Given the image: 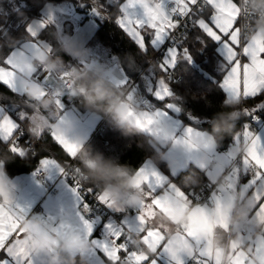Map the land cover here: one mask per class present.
Masks as SVG:
<instances>
[{"label":"snow or ice","instance_id":"6c2138e0","mask_svg":"<svg viewBox=\"0 0 264 264\" xmlns=\"http://www.w3.org/2000/svg\"><path fill=\"white\" fill-rule=\"evenodd\" d=\"M93 2L98 12L103 11L99 0ZM169 3L170 9L165 10L163 0H125L116 19L117 25L141 52L147 53L148 45L154 50L158 47L163 50L162 58L154 65L164 73L159 78L156 99H174L169 87L170 73L178 64V56L184 62H190L186 41L193 29L220 45L226 62L220 87L227 93L228 101H236L238 105L264 97V40L249 38L248 28L255 16L242 6V0H169ZM137 7L142 10L140 17L129 11ZM178 30L181 34L174 35ZM27 32L35 40L37 34L32 27H28ZM203 36L195 35L191 39L203 44ZM23 48L30 54L42 47L36 43L26 44L9 52L0 63V86L6 87L20 100L23 99V89L15 79L18 70L15 58L24 56L30 59ZM19 70L23 71L22 68ZM40 72L44 73V70L38 69L33 78L47 90L52 76L45 73L41 80L38 78ZM67 75V72L61 73L60 78ZM128 98L134 99L130 93ZM56 104L58 113L62 110L60 98ZM13 107L10 104L5 109L0 105V109L6 111ZM135 107L139 110L136 122L143 129L142 133L161 144L170 142L173 147L182 148L190 161L188 166L180 171L173 167L170 176H165L150 163L136 169V187L142 194V202L135 207L136 225L130 227L123 222L121 227H115L107 224V235L103 240L90 239L93 226L85 219L92 208L88 197H94L97 205L116 212L124 211V208L95 186L84 188L81 181L74 179L76 183L72 191L79 199L80 209L77 212L79 222L75 224L54 223L50 218L45 220L39 216L29 218L28 210L15 204L12 197L2 201L0 264H40V255L33 252L30 238L23 231L26 219H42L49 233L57 239H68L72 233H80L89 240L91 251L103 255L105 264H158L162 255L169 258L170 264H188L189 261L191 264H223L225 259L228 264H264V139L246 124L221 153L208 133L189 127L181 138H176L172 130L171 134L160 131V126L166 124L167 110L175 107L173 103L165 104L164 110H142L136 103ZM18 111L19 120L0 111V144L7 146V153L24 156L34 149L31 138L21 145L24 130L19 121L35 119L37 115L47 119V116L37 110ZM261 111H264V100L252 108L242 109L243 114L252 118ZM56 123L49 121V126L38 129L35 137L42 139L47 129L65 153L77 160L78 145L68 139L67 134L56 133L52 127ZM58 124L63 125L64 120H59ZM7 153L0 155L7 156ZM2 166L0 160V176L4 174ZM41 167H57L62 174L70 175L55 159L43 158ZM193 168L204 180L199 191L196 189L200 183L198 177L187 190L175 182L181 175L187 176ZM75 170L79 171V168L75 167ZM236 208L245 218L233 223L235 211L229 209ZM177 211L192 214L191 226L177 225L171 220L170 214ZM221 232L227 234L225 245L215 243ZM129 237L138 239L141 247L133 248Z\"/></svg>","mask_w":264,"mask_h":264},{"label":"trees","instance_id":"16d2710c","mask_svg":"<svg viewBox=\"0 0 264 264\" xmlns=\"http://www.w3.org/2000/svg\"><path fill=\"white\" fill-rule=\"evenodd\" d=\"M48 1L59 2L63 0H0V63L9 52L24 40L33 39L27 32L28 24L43 15V7ZM101 5H103L106 14L114 20L120 14V3L102 1ZM96 19V31L88 41L90 52L93 55L98 53L106 56L110 62H117L130 80L134 81L135 88L143 93L145 92L143 89L145 76H155L156 79L164 76L158 67H154L157 62L153 60L150 63L148 59L149 57H157L159 55L158 50L150 48L147 53H143L122 29L108 18L100 15ZM195 35L203 36V33L196 29L190 32L186 44L191 60L184 62L179 57L175 72L181 77L177 80L170 79L169 87L173 92L174 99L170 98L169 101L178 105L180 118L184 123H190L209 132L213 131L214 125L228 129L222 141H220L219 136L216 138L218 148L223 149L231 144L232 138L245 124H252L255 130L262 124L264 111L256 113L255 120H252V117L242 113V109L254 107L261 100H264V97L251 99L238 105L236 101H228L224 90L220 87V81L225 71L216 50V43L206 36H203L205 41L203 44L194 42L191 37ZM37 38L47 40L51 46L48 57L42 65L53 62L60 70L73 67L83 68L79 62L80 57L69 51L55 24L42 28L35 39ZM19 39L22 40L18 41ZM86 59L89 61L94 59L97 66L103 60L99 57L94 58L90 54L86 56ZM79 81L82 92L78 95L79 98L75 105L80 109H95L102 119L117 101L118 91L108 81L90 71L84 73ZM0 101L6 107L10 104L14 106L10 113L16 118L19 117L16 111L18 110V101L23 102L19 106L22 110L32 112L38 109L30 95L23 94V99L20 100L18 96L4 86H0ZM162 103H166V101ZM31 105H34L35 109ZM20 123L25 125L28 130L37 124L33 119L23 120ZM36 135V133H29L22 137L21 145H24L31 138L34 147V152L30 151L24 156L7 153V146L0 144V154L7 153V156H1L9 175L29 171L36 166L42 154L50 153L64 162L71 159L62 147L54 141L50 131L45 129L42 139L39 140L35 137ZM87 160H91L93 164ZM147 160H152L158 167L168 171L166 163L161 158V152L156 149L151 138L125 121L111 120L93 135L77 157L76 162L79 169L88 174L89 177L98 175L96 168L99 167L118 173L107 182L108 184L124 182L129 184V177ZM197 177L200 183L196 187H199L204 180L195 168L187 176L181 175L176 182L187 190L190 184L196 183ZM89 184L101 191L105 188L103 183L95 182L92 179H90ZM67 264L90 263L78 254L72 256Z\"/></svg>","mask_w":264,"mask_h":264},{"label":"crops","instance_id":"0c3cea01","mask_svg":"<svg viewBox=\"0 0 264 264\" xmlns=\"http://www.w3.org/2000/svg\"><path fill=\"white\" fill-rule=\"evenodd\" d=\"M124 3H125V0H121L119 7L121 8L124 5ZM163 4L165 7V10H168L169 4H170L169 0H163ZM129 11L130 13L136 15L137 17L142 16V10L139 7L135 9H131ZM84 20L86 19H82V21ZM31 22L28 24V27H31ZM65 27L67 28V32H70V33L72 32L73 28L69 23H67ZM40 30L36 29L34 31L38 35L40 33ZM94 33L92 34V36L94 35ZM59 35L61 37L60 32H59ZM145 35H146V40H147L148 39L147 34L145 33ZM67 36L68 34L66 35V37ZM127 37L129 38L128 35ZM253 37L264 40V35H262L260 31H258V28L255 34L251 38ZM88 41H87V47L82 53H78L76 51H74L75 52L74 53L66 45V43L64 41L63 42L73 55L80 57L79 62L82 66H83V62H89V60L86 59V56H88L89 54L94 56V58L99 57L103 59L102 62L99 63V66H98V67H102L100 65L104 64L103 69H106L110 65L116 63V62H110V60L106 58V56H103L101 54L97 53L96 55H93V53L90 52ZM214 42L216 43V50L220 56L221 63L223 67L225 68L226 62L224 60L223 55L220 52V45L216 41ZM32 43H36L42 48H36L30 54L28 53V49L23 48V52L27 55H30V59H25L24 56H18L15 58L17 69H18L15 79L19 83V86L23 89V94L30 95L33 98L35 103H38V102L48 103L50 106L47 109H43L36 105L38 107L37 109L38 113L48 114L50 119L44 120L43 116L37 115V117L33 119L37 122V124H35L32 128L39 127L43 129L49 126V121L57 122L56 124L52 125L55 132L58 134L60 133L67 134L68 139H70L71 141H75L76 144L78 145V147L76 148V155L78 153L80 155L84 147L91 140L93 135L98 131V126L100 124V121L102 120L101 116L95 109H80L76 105L67 106L63 101H61L62 110L59 113L55 112V110H57V105H55L54 102H56L57 100L50 98V96L47 94V90L41 84L37 83L36 80L33 78L37 70L41 69V67L43 66L42 64L46 61L48 57L49 48L51 47L49 42H47V40L40 39V38H37L35 40L27 39V40H24L15 49L21 48L22 46L26 44H32ZM150 48L151 46L148 45V49ZM159 49L161 48L158 47L155 50H159ZM91 61L95 62L94 59H92ZM20 68H22L23 71H20L19 70ZM224 75H225V72L222 76L220 83L222 82ZM140 85L139 87H141ZM158 85H159V79H156L155 76L152 77L150 75L149 76L147 75L143 79V89L145 91L144 93H146L147 95L149 94V96L152 98L153 102L155 103L154 107L146 108L147 110H164L165 104L167 103H173L175 105L173 109L167 110L168 115L165 121L166 124H163L160 126V131L163 134H171V130H172L173 135L176 138H181L184 135V130L189 127L193 128L196 131H200V132H204L208 134L211 133L205 129L196 127L190 123H184L183 120L180 118V108L174 102L167 100L166 103H162L164 101L156 99L155 91L157 90ZM225 94L227 96V93ZM172 95H173V92H172ZM133 102L134 101L131 100L130 102L119 103L115 108V112L122 122L125 121L129 123L130 125L140 129L143 132V129L137 126L136 121H137V116L139 114V110L138 108L135 107V104ZM32 108L35 109V106L33 105ZM141 109L143 110L145 108H141ZM0 111H3L4 114L6 115H10L14 119H17L14 115H12V113H10V111H6L5 109H0ZM50 113H53V116H50ZM61 119L64 120L63 125L58 124L59 120ZM247 125L251 127L252 131L256 135L264 139V122H262V124L256 130L253 129L252 124L248 123ZM243 127L240 129V131L243 129ZM210 136L213 138V135H210ZM151 140L154 146L156 147V149L161 152V158L166 163L168 167V171L166 172L165 170L158 167L152 160H147L142 165H144L145 163H150L151 165H154L165 176H170L173 167H175L177 171H180L182 168H186L188 164L190 163L187 155L183 152L182 148L173 147V145L170 142L161 144L159 140L155 141L152 138ZM214 142L217 145V150L223 153L225 148L219 149L216 139H214ZM46 155H48V157L51 159H55L58 163L63 165L64 161H61L58 157L53 156L50 153ZM0 160L3 161L2 170L4 173L2 176H0V203L12 197L15 204H18L20 207L26 208L28 210L29 218L33 216H39V217L46 216L47 220L50 218L51 221L54 223L65 221L68 223L75 224L79 222L78 217H77V212L80 210L79 209V199L77 195L72 191V189L75 186H73V184L70 183L69 181L62 179L60 177L61 171L59 168L49 167L47 169H44L41 167L42 161L38 159L36 166L30 169L29 171H24L21 173H17L15 175H9L5 167V162L1 155H0ZM89 163H92V161L90 160ZM40 169L45 171V179H46L45 181H42L41 179H38L34 176L35 171L40 170ZM220 182L222 185L223 181H220ZM137 183H138V179L133 173V175L129 177L130 191L122 194L123 199L130 200L129 205L124 204L122 201H116V200L111 199L109 192L106 191L105 188L102 190V192H104L108 198L113 200L118 206L124 208V211L116 212L114 210L108 209L110 215L108 217L107 216L101 217L98 223L92 222L86 215L85 219L88 222H90L93 226L92 236L90 239H100V240L105 239L107 235L105 225L112 224L115 227H117L118 219L122 223L127 222V224L130 227H135L136 225L135 207L138 206L142 202V194L136 187ZM54 184H56V186L59 188V193L55 196H52L48 194V190L50 186ZM108 185L115 186L117 184L111 183ZM5 188H8L9 191L6 192ZM241 196H243V194H241ZM229 211H235L236 219L235 221H233V223L244 220L245 217L238 210V208L229 209ZM170 218L177 225L187 224L191 226L192 222L194 221V217L192 216L191 213L186 214L184 212H179V211L171 213ZM162 219H167V218H162ZM26 220L32 221V222H39L41 224V229L37 232H31L29 226H26L24 223ZM26 220L23 222V231L30 238V244H31L32 250H33V247L36 241L43 239L47 243L46 252H36V254L40 255L39 257L40 264H49L51 257L59 254L57 250V246L63 245V243L68 242V241H74L76 240L77 237L80 238L81 243L90 244L89 240L85 239L78 232L72 233L68 239H57L54 235H51L49 233L47 227L45 226V223L40 221V219H37V220L26 219ZM98 230H101L100 233ZM129 240L133 248L139 249L141 247V242L135 237H129ZM215 243L225 245L227 243V234L221 232L217 240L215 241ZM90 248H91V244L86 252L73 251L70 253L71 257L79 254L83 256L90 264H105L103 255L99 252L91 251ZM148 254L149 255L151 254L150 251L148 252ZM158 264H170L169 258L166 255H162L161 259L158 261ZM223 264H228V260L225 259L223 261Z\"/></svg>","mask_w":264,"mask_h":264},{"label":"built area","instance_id":"2783aa9c","mask_svg":"<svg viewBox=\"0 0 264 264\" xmlns=\"http://www.w3.org/2000/svg\"><path fill=\"white\" fill-rule=\"evenodd\" d=\"M102 1H105L108 3H112V2L120 3L121 0H99L100 5ZM86 3H87V6H86V11H85V16L83 17V19H88V18L94 19L97 16L102 15L108 18L117 27H119L116 23L117 18L114 20L110 16H108V14H106L104 10L101 12H98L97 9L94 8L93 0H86ZM242 6H246L248 8V11L251 14H254L255 16V19L252 20L248 28V36L249 38H251L255 34L258 28V25L261 22H264V7H261L260 0H242ZM170 7H171V4H169V9ZM180 34H181V30H178L176 33H174V35H177V36H179ZM167 46L168 45H165L164 47H167ZM158 53L159 55L157 57L154 56V57L148 58L150 63L153 60H155V62L157 63L160 61V59L163 56V50L159 49ZM178 62H179V56H178ZM41 69L44 70V73L40 72L39 77H38L39 79L43 80L45 73L51 74L52 76V79H50L48 82L50 88L47 89V93L49 94L50 98L54 100H57L58 98H60V100L63 101L67 106L75 105L77 99L79 98L78 95L82 92V87L80 86V81H79L80 77L88 71L108 81L118 91L119 97L117 101L115 102V104H113V106L110 108L108 113L100 121L98 130L102 128L103 126H105L108 121L120 120V118L115 112V108L121 102H130L131 100H133L134 101L133 103L134 104L136 103V105L140 108H152L155 106V103L153 102L152 98L146 93H143L142 91L137 90L135 88L134 81L130 80V78L126 75L124 70L117 64H112L106 69H103L101 72L99 71V68L94 61L83 62V68L81 69L77 67H73L67 70H60L58 66L54 64L53 62L44 64L41 67ZM64 72H67L68 75L64 79H61L60 74ZM170 75H171L172 80H177V79H180L181 77L179 74L175 72V68L173 69L172 73H170ZM129 93L132 94L134 99L128 98ZM252 120H255V118H252ZM21 126L23 127V130H24V136L29 133L37 134V130L41 129L39 127H36V128H31L30 130H28V128L25 125L21 124ZM22 137L20 139V143H21ZM32 148L34 149L33 146ZM78 156H79V153L76 155V157ZM62 166L70 173V175H65L61 173L60 177L62 179L69 181L70 183L73 184V186H75V183H76L75 180H79L83 184L84 188L91 187L89 184V181H90L89 175L82 172L80 169L79 171L75 170V167H78L76 160H73L71 158L70 160L64 162ZM34 176L38 179H41L42 181L46 180L45 171L42 169L35 171ZM221 181H223V178H221ZM201 186L196 187L197 191L200 190ZM58 193H59V188L56 186V184L50 186L48 190L49 195L55 196ZM205 195H207V192H205ZM88 201L92 205V208L90 212L87 214V216L92 222L98 223L101 217H104V216L108 217L110 215L109 210L107 208H105L102 205L96 204L94 197L89 196ZM40 217L47 220L46 216H40ZM40 221L44 222L42 219H40ZM121 226H122V222L118 219L117 227H121ZM98 231L100 233L101 230H98ZM189 264H191L190 261H189Z\"/></svg>","mask_w":264,"mask_h":264},{"label":"rangeland","instance_id":"374dc122","mask_svg":"<svg viewBox=\"0 0 264 264\" xmlns=\"http://www.w3.org/2000/svg\"><path fill=\"white\" fill-rule=\"evenodd\" d=\"M86 6H87L86 0L84 1L63 0L59 2L48 1L43 7L42 10L43 15L38 19L32 20L31 27L33 30L36 29L40 30L41 28H44L47 25L55 24L59 32L61 33L62 40L66 43V45L73 52L76 51L78 53H82L87 47L88 39L92 36V34L97 28L96 18L98 17L97 16L94 19L88 18L82 21L83 17L85 16ZM67 23H69L73 28L71 33L67 32V28L65 27ZM67 34L68 36L66 37ZM114 64L118 65L117 62ZM103 65L104 64H101L100 66L102 67H99L100 72L103 70ZM0 104L4 105L1 101ZM21 104H23L22 101L17 102L18 110H22V108H19ZM54 104L57 105L56 102H54ZM36 105L43 109H47L50 107L48 103L38 102L36 103ZM18 110L16 111L19 114ZM55 112H57V110H55ZM45 115L47 116V119H44V117L43 119L49 120L50 119L49 115L48 114ZM50 116H53V113H50ZM17 120H19V117L17 118ZM43 158H49V157L46 154L40 155L39 159L41 161Z\"/></svg>","mask_w":264,"mask_h":264},{"label":"clouds","instance_id":"9594fccd","mask_svg":"<svg viewBox=\"0 0 264 264\" xmlns=\"http://www.w3.org/2000/svg\"><path fill=\"white\" fill-rule=\"evenodd\" d=\"M261 7H264V0H260ZM258 31L264 35V22H261L258 25ZM238 118V117H237ZM163 127V126H162ZM234 127V124H233ZM167 130V129H165ZM228 132V129H225L219 125L213 126V131L209 133L213 135V138L216 139L219 136L220 141L225 138V133ZM98 175L94 177H89V179L94 180L98 183H103L105 186V190L109 192L110 198L116 201H122L124 204L129 205L130 200L123 199L122 194L130 191V186L127 182L117 184L115 186H109L108 181H110L114 176L118 175L117 172H114L110 169H101L99 167L96 168ZM5 191H9L8 188H5ZM26 226H29L31 232H37L41 229V224L39 222L25 221ZM90 244L81 243L80 238L77 237L74 241H68L63 243L60 251L62 253H71L73 251L86 252ZM47 251V243L43 239L36 241L33 247V252H46ZM49 264H65L60 254L54 255L51 257Z\"/></svg>","mask_w":264,"mask_h":264},{"label":"water","instance_id":"95a60500","mask_svg":"<svg viewBox=\"0 0 264 264\" xmlns=\"http://www.w3.org/2000/svg\"><path fill=\"white\" fill-rule=\"evenodd\" d=\"M21 40L22 39H19L18 41H21ZM61 246L62 245L57 246V250H58L59 254L61 255L62 259L64 260V262L67 264L70 261V259H71V254L70 253H62L60 251Z\"/></svg>","mask_w":264,"mask_h":264}]
</instances>
